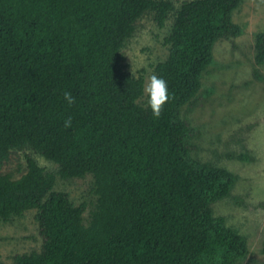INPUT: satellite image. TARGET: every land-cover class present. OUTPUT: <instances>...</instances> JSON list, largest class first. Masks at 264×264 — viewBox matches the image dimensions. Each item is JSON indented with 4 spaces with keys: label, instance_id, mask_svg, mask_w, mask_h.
I'll use <instances>...</instances> for the list:
<instances>
[{
    "label": "trees",
    "instance_id": "obj_1",
    "mask_svg": "<svg viewBox=\"0 0 264 264\" xmlns=\"http://www.w3.org/2000/svg\"><path fill=\"white\" fill-rule=\"evenodd\" d=\"M242 1L194 0L176 12L169 57L155 67L169 92L156 117L137 103L143 77L124 71L121 50L143 13L163 26L169 0H0V165L29 145L61 179L91 174L98 196L84 225L85 205L54 192L55 176L32 158L18 179L0 175V218L37 210L42 238L10 264H235L243 239L209 208L233 177L188 160L177 110L198 92L213 42L236 36ZM256 49L264 65V33Z\"/></svg>",
    "mask_w": 264,
    "mask_h": 264
},
{
    "label": "rangeland",
    "instance_id": "obj_2",
    "mask_svg": "<svg viewBox=\"0 0 264 264\" xmlns=\"http://www.w3.org/2000/svg\"><path fill=\"white\" fill-rule=\"evenodd\" d=\"M169 0L174 10L163 26L156 13L147 11L134 23V31L121 50L124 71L144 83L155 74L158 63L167 60L170 34L185 2ZM236 36L221 38L211 45L210 62L200 76L195 96L177 110V118L187 123L188 160L197 167L210 166L233 177L228 194L210 202L213 217L243 239L242 255L235 264H264V65H257V38L264 33V0H243L232 12ZM156 75V74H155ZM137 103L145 106L146 97ZM55 176L54 192L68 195L74 206L85 205L82 215L87 225L97 205L94 178L61 179L59 167L29 145L11 150L0 165V175L18 179L27 170V158ZM37 210L0 218V263L10 264L14 256L38 252L42 238Z\"/></svg>",
    "mask_w": 264,
    "mask_h": 264
},
{
    "label": "clouds",
    "instance_id": "obj_3",
    "mask_svg": "<svg viewBox=\"0 0 264 264\" xmlns=\"http://www.w3.org/2000/svg\"><path fill=\"white\" fill-rule=\"evenodd\" d=\"M143 94L146 97V103L151 109L153 116L158 117L162 106L169 99V92L166 80L155 74L151 75L143 85ZM63 99L68 103L74 102V97L69 91L63 93ZM71 125V117L64 121V126Z\"/></svg>",
    "mask_w": 264,
    "mask_h": 264
}]
</instances>
